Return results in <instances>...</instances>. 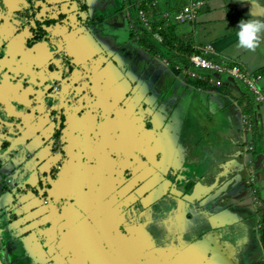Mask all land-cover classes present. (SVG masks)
I'll return each instance as SVG.
<instances>
[{"label":"flooded vegetation","instance_id":"1","mask_svg":"<svg viewBox=\"0 0 264 264\" xmlns=\"http://www.w3.org/2000/svg\"><path fill=\"white\" fill-rule=\"evenodd\" d=\"M110 2L0 0V264H214L174 81Z\"/></svg>","mask_w":264,"mask_h":264},{"label":"crops","instance_id":"2","mask_svg":"<svg viewBox=\"0 0 264 264\" xmlns=\"http://www.w3.org/2000/svg\"><path fill=\"white\" fill-rule=\"evenodd\" d=\"M138 1L145 6L141 11L144 12L151 26L152 32H149L152 37L153 33L157 34L163 41L160 33L162 31L170 33V39L188 46L193 51L192 54L201 53L203 55L202 49L206 46L210 47L209 52L204 56L209 61L224 66L236 67L249 74L260 75L257 86L264 94V33H262L261 43L255 51L238 48L235 38V33L238 30L237 25L241 20L249 18L264 20V0H203L205 3L198 12L196 20L182 24L167 20L166 16H171L193 0ZM116 4V8L120 9L118 1ZM153 25L156 26L155 30H153ZM146 51L149 56L147 58L148 64L153 69H160L162 74L172 77L174 86H176L178 80H183L192 89L196 90L203 89L206 86L216 88L213 85L217 79L223 82L222 87L216 88L221 104L205 103V106H202L204 108L202 124L200 123V116L194 109L193 102L190 101V94L184 96L181 92H178V103L180 99L183 101L180 106L181 112L177 111V114L184 121L183 124H180V119L178 120L179 130L181 133L184 131L186 122L189 141L195 147L203 145L204 150L208 149L210 152L215 148H221L224 151L233 148L238 151V147L231 145V141L237 143L241 149H247V154L244 157L246 159L245 163L247 164V161L250 160L256 166L257 158H261L264 147V102H256L252 93L241 81L228 75L195 70L190 65L188 68L181 69L180 60L185 58L182 52H171L169 57H156L149 50L146 49ZM164 60L167 63H164ZM162 64L165 65V71H163ZM170 67H173L174 70H170ZM190 69L197 73L196 77L194 76L196 80L188 76ZM185 73L186 77L183 79ZM187 79H190V83ZM232 81L236 83H232ZM208 108H210V111ZM246 110L249 111L246 113ZM193 114L197 118H192L191 115L193 116ZM244 117L248 120L250 127L244 125ZM249 146L253 147V151L248 150ZM201 152L196 155L201 156L200 163L204 166L206 164V160H204L205 153L203 150ZM193 158L196 159L193 163H196L197 158L194 156ZM224 161H227V159ZM18 162L20 163V160H17V162L15 160V163H11V166H9L10 163L7 161L6 168L8 172L6 173L10 174L11 167L15 168L19 164ZM248 168L249 166L238 175V179H243V183L236 184L237 193H232L231 189L228 190L227 187L230 185H227L226 188L222 187V190L216 193V199L214 197L212 199V196L208 194L207 178L201 176L194 183L190 182L192 191L187 201L190 203L198 202L200 206H205L208 210L210 224L212 223L211 219L218 215L219 217L213 223H226L231 218L235 221L233 215L238 219L243 217V220L237 221V224L229 229L228 240L235 244V251L241 254L244 264H264V241L262 240L264 234H261L263 228L258 230V226H261L264 220V205L262 209H257L254 206L251 192L246 184L249 177ZM1 171L0 182L2 180ZM198 175H202V172L198 171ZM256 187L264 203V181H258L257 179ZM228 194L235 196L232 201L225 199ZM5 195H9V193ZM3 199L4 196L1 195L0 208H3V206L8 207L6 205L8 202H4L6 199L4 201ZM224 199L225 201L222 202ZM217 233L222 236L220 238H227L221 230H218ZM232 235H234V240H232Z\"/></svg>","mask_w":264,"mask_h":264},{"label":"water","instance_id":"3","mask_svg":"<svg viewBox=\"0 0 264 264\" xmlns=\"http://www.w3.org/2000/svg\"><path fill=\"white\" fill-rule=\"evenodd\" d=\"M117 1H118V4L120 1L126 3L127 8L129 10L127 14V18L129 19V22H130L133 19L132 14L130 13L131 9L137 8L139 1L138 0H111L110 3L112 6L116 8ZM121 6L122 5H119L120 8ZM154 55L156 57L157 56L161 57L159 54H154ZM164 69H165V65L163 66V71H165ZM215 81L216 83L213 86H215L216 88L222 87L221 84H223V82L220 81V79H217ZM232 83H236V82L232 81ZM175 88L177 90H180L179 92H181V94L184 96H187L190 94V101L197 102L198 106H201V107L205 106V103H208V104L215 103L217 105L221 104L218 94H217L218 91L214 87L209 88V86H206L203 89L195 88L196 90H194L188 84H186L183 80H179L177 81ZM182 101L183 100L180 99L176 109L180 108ZM208 110L210 111V108H208ZM4 119L5 118H3V120ZM179 122L180 124H183L184 121L180 119ZM2 137L3 138L1 139L3 140H1L0 142V170H2L1 171L2 180L0 182V194L3 192L2 191L3 186L7 190H9L10 186L12 185V178H9L8 174L6 173L8 172V169L6 168L7 161L9 163H15V160L16 162L18 160L16 153L11 154V151L10 152L7 151L11 149L10 148L11 143L8 140H5L4 136ZM5 144H9V147L6 148V150H4L3 148ZM231 145L238 147V151L234 150L233 148L230 150L229 149L225 150V151L221 148H215L214 150H211L210 152L208 149L204 150V147L202 146H197L196 150L193 151L194 152L193 156L197 158V162L190 163L191 169L189 172L192 178H194V179H191L190 182L194 183L195 180H198V178H200L201 176H205L207 178L206 181H207V187H208V194L209 196H212V199L213 197L214 199H216L217 198L216 193L218 191H221L222 187L226 188L227 185H230L227 187L228 190L231 189L232 193H235V192L237 193V190L235 189L236 184L243 183V179H238L239 178L238 175L240 172L245 171V169H247V167L250 164V160L247 161V164L245 163L246 159L244 157L247 154V149H243V148L241 149V147H239L240 146L239 144L233 143L232 141H231ZM202 150L205 153L204 160H206V164L204 166H202V164L200 163L201 156L196 155L198 153L200 154ZM6 156H8L7 157L8 159L6 158ZM225 159H227V161H224ZM260 163H261V158L258 157L256 166L258 167ZM198 171L202 172V175H198ZM257 179L258 181H262V180L264 181L260 171L257 172ZM23 188H25V185L18 186L17 192L19 193L23 192ZM234 197L235 196L228 194L225 199L232 201ZM225 199L222 202H224ZM14 202L17 203L18 205H22V202H20L18 198L16 197L14 198ZM0 210H3V208H0ZM217 217H219V215L211 219L212 221L211 232L208 233L203 238L205 240L204 242L203 241L199 242V245L196 248L202 249L203 245H205V247H207V251H210L211 253H216V257L212 258V261L214 262V264H234V254L236 252L235 251L236 247H235V244H233L232 242H230V240H228L229 238L228 231L230 228L232 229V227L237 224V221L240 222L244 218L240 217L241 219H238L237 217H235V215H233L234 219H236L235 221L232 220L231 218L226 223H219V224L213 223V221H216ZM262 224H264V220L262 221ZM218 230H221L222 234L226 235L227 238L220 241L219 238L222 236H220L217 233ZM261 234L262 235L264 234V228ZM218 253H222V254L218 255Z\"/></svg>","mask_w":264,"mask_h":264},{"label":"built area","instance_id":"4","mask_svg":"<svg viewBox=\"0 0 264 264\" xmlns=\"http://www.w3.org/2000/svg\"><path fill=\"white\" fill-rule=\"evenodd\" d=\"M205 1L203 0H193L189 2L186 6H184L179 11L173 13L171 16H166L167 20H171L176 24H182V23H191L196 20L197 14L204 5ZM138 17L141 20L143 26L146 28V30L151 31V26L149 22L147 21L145 14L143 11L138 12ZM153 38L157 40L158 42H162V39L159 35L153 33ZM210 47L206 46L204 49H202V53L192 54L188 57V63L189 65L195 69V70H204V72H211L216 73L219 75H228L238 81H241L248 90L252 93V96L254 100L258 103L264 102V94L259 90L257 91V82L260 78V75L255 74H249L245 72L244 70H241L236 67L231 66H224L221 64H217L214 62L209 61L207 58H205V54L209 52ZM164 63H167V61H163ZM167 65V64H166ZM197 73H194V76L196 77ZM243 123L245 126L250 127L248 120L246 118H243ZM248 150L253 151V147L249 146ZM249 177L246 180L247 187L249 188L252 200L254 203V206L257 209L263 208V201L260 197L258 188L256 187L257 183V172L260 171L262 174V177L264 179V147L261 152V163L257 166L250 161L249 168Z\"/></svg>","mask_w":264,"mask_h":264},{"label":"trees","instance_id":"5","mask_svg":"<svg viewBox=\"0 0 264 264\" xmlns=\"http://www.w3.org/2000/svg\"><path fill=\"white\" fill-rule=\"evenodd\" d=\"M145 6H143V3H139L137 8L131 9L132 14V20L129 22L132 27L136 28L137 31L140 33V37L142 39L141 45L149 50L152 54H159L161 57H165L171 52L179 51L182 52L183 55H185V58L181 59L180 61V67L181 69H185L189 67L188 63V57L193 53L189 49L188 46L179 44L177 41L170 39L169 37L170 33L162 31L160 34L162 35L163 41L162 43H158L153 39L150 32L146 30V28L143 26L141 20L138 17V12L143 10ZM156 29V26L153 25V30ZM152 32V30H151ZM249 110H246L247 113ZM264 227V224H262ZM264 241V239H262Z\"/></svg>","mask_w":264,"mask_h":264},{"label":"clouds","instance_id":"6","mask_svg":"<svg viewBox=\"0 0 264 264\" xmlns=\"http://www.w3.org/2000/svg\"><path fill=\"white\" fill-rule=\"evenodd\" d=\"M237 29L235 33L236 46L247 51H255L259 47L262 33H264V20L252 18L241 20Z\"/></svg>","mask_w":264,"mask_h":264},{"label":"rangeland","instance_id":"7","mask_svg":"<svg viewBox=\"0 0 264 264\" xmlns=\"http://www.w3.org/2000/svg\"><path fill=\"white\" fill-rule=\"evenodd\" d=\"M124 28L126 29V30H128V22H126V24L124 25ZM169 55L170 54H168V55H166L167 57H169ZM146 58H149V56L146 54V56H145ZM170 70H174L173 69V67H170L169 68ZM191 71H190V74H188V76L191 78V79H194V80H196L195 78H194V73H195V71L193 70V69H190ZM184 77H186V73L183 75V79H184ZM179 81V80H178ZM187 81H188V83H190V79H187ZM176 90V91H175ZM174 93H176V92H179V90H177V89H174V91H173ZM193 102V106H194V109L196 110V113L200 116V118H201V120H200V123H201V121L204 119V108L203 107H201V106H198V103L197 102H195V101H192ZM199 107H201V108H199ZM191 117L192 118H197L196 116H195V114H193V116L191 115ZM202 124V123H201ZM202 126V125H201Z\"/></svg>","mask_w":264,"mask_h":264}]
</instances>
